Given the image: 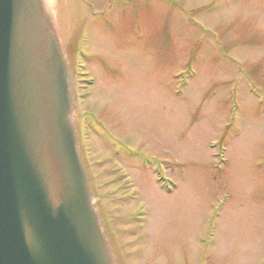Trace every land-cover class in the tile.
<instances>
[{"label": "rangeland", "instance_id": "374dc122", "mask_svg": "<svg viewBox=\"0 0 264 264\" xmlns=\"http://www.w3.org/2000/svg\"><path fill=\"white\" fill-rule=\"evenodd\" d=\"M51 12L118 264H264V0Z\"/></svg>", "mask_w": 264, "mask_h": 264}, {"label": "water", "instance_id": "95a60500", "mask_svg": "<svg viewBox=\"0 0 264 264\" xmlns=\"http://www.w3.org/2000/svg\"><path fill=\"white\" fill-rule=\"evenodd\" d=\"M41 0H0V264H116Z\"/></svg>", "mask_w": 264, "mask_h": 264}, {"label": "bare ground", "instance_id": "6f19581e", "mask_svg": "<svg viewBox=\"0 0 264 264\" xmlns=\"http://www.w3.org/2000/svg\"><path fill=\"white\" fill-rule=\"evenodd\" d=\"M41 5H42V11H43L44 18H45L46 22L48 24H52V23L54 24L53 17H52V12H51L52 0H41Z\"/></svg>", "mask_w": 264, "mask_h": 264}]
</instances>
